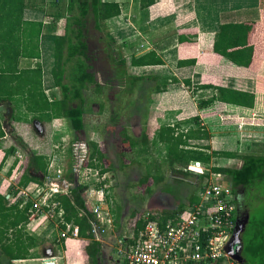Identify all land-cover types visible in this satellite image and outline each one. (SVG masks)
Returning a JSON list of instances; mask_svg holds the SVG:
<instances>
[{"label":"crops","instance_id":"obj_1","mask_svg":"<svg viewBox=\"0 0 264 264\" xmlns=\"http://www.w3.org/2000/svg\"><path fill=\"white\" fill-rule=\"evenodd\" d=\"M153 1L154 4L148 8V19L145 21L151 28H154V30H150V35L154 37L164 36L163 29L169 28L172 31L171 37H173V41L169 43L168 39L165 44L166 48H164V46H162L164 44L161 45V41L158 39V41L152 42L151 48H147L145 53L141 52L133 55L135 58H138L149 52H153L156 57L161 59L162 65L132 66L130 63L131 59H129L128 66L141 70V74L150 72V70L156 73L159 72L158 70L160 69L163 70V73L160 77L155 75H153V77H146L151 78V81L145 80L137 84L133 90V95L135 96L131 98L128 108L126 109V101L124 100L121 107L119 102V100L125 98L120 91L122 87H119V84L114 87L112 84H104L109 86L105 88H110L111 90L115 89L113 95L120 93L118 98L117 95H115L114 99H112V95H109V93L106 94V89L98 80V74H94V79L100 87L99 90H96L93 84H88L87 88L83 91L84 113L82 116L83 129L81 131L73 130L69 121L63 116L53 118L51 112L48 111L31 112L34 107L33 103H31V97L33 95H37L41 92L44 97L40 99L37 106L43 107L45 104V106L49 108L52 104L61 101L63 93L62 86L71 89L73 85L72 76L75 59H69L68 57H61L63 63L61 85L55 83L53 77L55 41L56 38L62 35L63 30L62 27L61 29H57L56 22L49 21L43 10L39 7H35L26 8L23 11L24 22L43 24L38 42L39 57H4L0 59V77L5 79V81L1 82L2 87L0 91L10 92L14 95L8 100L5 99L0 101V122L2 129L4 124L9 125L10 128V133L5 134L4 132V136L0 139V194L7 198L9 204L21 201V198H17V194L23 187H15L13 182L19 174L18 171L21 163L25 159L29 160L33 157H40L46 164L44 175H40L39 170L34 167L32 163L29 167L30 176L38 179V182L35 183H42L44 177L47 175L48 165L51 160H53L55 169L62 166L68 167L70 163V142L74 140L87 141L91 153V145H96L97 151L100 154H95L93 157H91L90 154L89 165L96 167L100 171L101 175L105 177V184L109 185L112 177L116 179V188H109L110 192H112L106 197L110 213L115 220V229L110 231L104 237L103 243H101L102 259H107L106 264H111L113 243L117 236L124 233L125 225L128 222H136L137 218L146 208L150 211L152 209H157L155 213H163L168 210L176 209L179 205L171 209H160L158 206L150 207L148 203L150 196L144 193L141 195L142 191H140L138 187V183L144 175L157 173L160 175L158 178L162 177L163 180L168 178L166 174H171L169 168L165 166L164 163L163 165H158L166 159L167 147L166 144L159 140L160 136L158 138V130L156 129L165 126L163 124L166 123V119L163 117L155 119L153 130L156 131L152 132L151 136H149L148 133L150 129L149 119L152 107L153 109L158 108V106L167 108L170 105L168 102H173L172 99L174 97V94L168 97L170 94V86L174 84H169L165 92L160 94L154 92L159 82L158 79H170V76L174 77V75L168 71L169 67L164 65V59L162 57H209L208 61H211L213 60L212 57H221L213 52L214 37L220 26L242 22H260L262 19L263 10L261 9L260 0ZM26 2L28 5L30 2L37 4L42 3L41 0H26ZM135 26H137L139 30L142 28L140 24H136ZM63 55H66V51L63 52ZM180 60L185 61L189 59L183 58L178 61ZM213 61L217 62L216 60ZM193 66L177 67V69L193 68ZM219 66L220 67H218L217 62L214 66V70H217L216 68L218 67V70H220L219 73L222 74L221 71H223V69L226 70V68L224 66L222 67L221 64ZM37 69L40 70V73ZM140 76L138 78H141ZM32 99L35 100L39 98L33 96ZM146 99H149L148 105L143 104V101L145 102ZM68 103L72 107L78 105V101H70ZM154 105L156 106L154 107ZM186 105L190 104L187 103ZM224 105L229 106L228 104ZM234 107L240 110H251L244 107ZM181 108L186 112L185 108ZM205 109L206 108H201L197 110L195 114L205 111ZM172 112H174V110ZM170 120V125L176 124L178 133L181 131L186 132L187 129H194L196 127L192 124V119L183 122H175L171 118ZM169 124L167 123V125ZM197 124V127H202L204 131L207 132L205 123L199 120ZM143 134L148 135V144L145 148H143L142 145L138 146L142 141ZM209 139L210 137L207 140H189L188 147L193 149L201 147L209 148V146L200 145V147H197V145H195L204 144V142H208ZM131 142L136 143V145L129 148ZM66 151L69 158H67ZM212 152H209V150L207 151L209 154ZM6 153H8V155H6ZM18 155L21 156L20 160L16 158ZM145 156L150 158V162L147 161L145 165L136 162L137 157ZM213 159L218 158L211 157V160ZM226 159L230 160L228 158ZM152 162H155V165H153L155 167L150 169L151 172L145 171L144 168L149 164L152 165ZM209 164L201 165L208 167ZM159 168L162 169L160 170ZM63 169L61 178L66 181V183H72L74 178L68 172V168ZM141 169L143 173L140 174L143 175L136 181V175L134 174L131 176V174L135 172L134 170ZM168 179L171 178L169 177ZM66 183L63 184L62 188H66ZM134 183H137L136 188H138L140 194H134L135 197L132 199L128 195V189L134 188ZM30 184L34 183L31 182ZM161 193L162 192H157L156 194L159 196L163 194ZM152 194H154L153 191ZM145 200H147L146 204ZM132 214H135V216L132 217ZM40 222L41 223L36 227H30L28 224L26 226L28 234L38 239L36 246L29 250V258L13 261L12 264H58V257L63 252V247L61 244L59 245V238L57 237L56 239L55 236L59 234L61 230L58 229L55 223H46L45 220H40ZM43 225L52 228L55 232L54 235L51 236L52 241L55 243L49 247H45L47 245L44 239L38 234V231ZM75 242H80V240L75 237L68 239L64 247L65 251L63 252L65 257H68L71 252L78 251L79 253L80 248L77 249L74 247ZM51 253L54 255L52 254L48 259L47 257Z\"/></svg>","mask_w":264,"mask_h":264},{"label":"trees","instance_id":"obj_2","mask_svg":"<svg viewBox=\"0 0 264 264\" xmlns=\"http://www.w3.org/2000/svg\"><path fill=\"white\" fill-rule=\"evenodd\" d=\"M133 7L138 12H145L148 15V8L154 4L153 0H132ZM35 3L31 6L26 0H0V59L4 57H39L38 42L43 29L42 23L24 22L23 11L26 8H35ZM262 19L260 22H242L236 24H226L219 27L214 37L213 52L224 57L231 63L246 67L256 71L262 57L264 48V0H260ZM39 8L45 12L46 18L51 22L63 20L62 35L55 41V64L53 77L57 85H61L63 74V63L61 57L75 59L73 69L72 88L62 86L63 93L60 102L54 103L51 107H38L40 99L44 95L40 92L32 99L34 107L31 112H51L53 118L65 117L73 130L83 129L82 116L83 110V91L88 84H93L96 90L100 85L95 81L94 74H100L106 78V84L113 80L119 82V86H125L124 92L133 94L137 84L142 81H151V78H138L129 76L126 72V59L118 55V49L113 38L106 32V23L121 15L122 5L118 0H49V8L53 11H46V6L39 4ZM38 8V9H39ZM138 24V23H136ZM139 25V24H138ZM123 43L122 46H124ZM260 44L261 48L254 47ZM66 51V55L63 52ZM132 66H157L162 65V61L153 52H149L141 57H131ZM195 65L194 59L180 60L177 67H187ZM40 73V70L37 69ZM99 72V73H98ZM126 80L125 85L123 81ZM5 79L0 77L1 82ZM156 81V80H155ZM154 92L160 94L165 92L169 84H177L178 79H158ZM184 85L189 89L190 81L185 80ZM192 89V88H191ZM195 89V88H194ZM197 90H210L212 94L208 98L198 100V108H207L215 102L228 104L229 107H244L252 109L254 107L255 95L251 92L237 90L228 87L197 85ZM148 91V90H147ZM14 95L10 92L0 91V101L8 100ZM257 105L263 100V92H257ZM149 99H146L145 103ZM78 101V105L70 106L68 102ZM233 105V106H232ZM199 118H193L192 124L198 126ZM191 123V122H190ZM189 128L186 132L181 131L175 135L172 129H161V141L167 146V156L164 165L167 166L172 174L188 177L193 174L187 167L191 163L209 164L211 157H225L228 159H238L241 165L238 168L214 167L211 171L229 179L232 192L235 188H241L245 194L255 191L264 199V154L239 155L228 151H213L207 153L208 147L189 148V140H207L209 135L202 127ZM4 136V131L0 122V139ZM148 135L143 134L142 147L148 144ZM136 143H130L132 148ZM91 157L98 153L96 145H91ZM8 155V153H6ZM99 157V156H98ZM34 165L40 175H44L46 164L40 157L25 159L20 167L19 174L13 182L15 187H25L30 182H38V179L29 174L30 165ZM150 169L155 166L149 164ZM39 175V176H40ZM197 177H204L199 175ZM162 177L153 179L151 174L141 177L138 187H142L148 196L152 194V185L158 184ZM84 187H75L68 190V194L61 193L56 196L55 202L58 207L55 212L62 210L61 219L57 220L58 229L63 231L66 225L71 224L70 232L73 228L77 229L76 238L84 241L81 253L86 264H100L102 259L101 243L95 241L90 232V223L87 216L82 214L84 202L82 192ZM110 190H108V194ZM246 196L244 197L245 200ZM196 197L191 196L187 203L179 204L176 209L162 213L161 220L165 221L172 217L176 212H181L186 205L193 204ZM246 202V201H245ZM32 203L16 201L9 204L5 196L0 194V264H12L13 261L27 259L30 256L29 250L35 247L38 239L26 230L29 222V209ZM136 214V213H135ZM132 214V217L135 216ZM135 225L140 227L141 221L136 220ZM243 248L241 256L243 264H264V217L261 219H250L245 226L241 236Z\"/></svg>","mask_w":264,"mask_h":264},{"label":"rangeland","instance_id":"obj_3","mask_svg":"<svg viewBox=\"0 0 264 264\" xmlns=\"http://www.w3.org/2000/svg\"><path fill=\"white\" fill-rule=\"evenodd\" d=\"M42 5L44 4L46 6V11L52 12L53 9L49 8V0H41ZM120 1L122 5V13L120 16L115 17L111 20H109L106 23L105 29L106 32L110 35V37L113 38L114 42L116 43V48L118 49V55L123 56L124 59H126V72L129 76L132 77H140L146 78V77H153V75L160 77V75L163 73V70H158L159 74L153 73L154 71L150 70V72H146L144 74H141V70L134 69L132 66H128V61L131 59V57H134L133 55L136 53H145L147 51V48L150 49L151 45L153 44V41H158L160 39L161 45L166 48V42L169 39V43L173 41L172 31L171 29H163L164 36H151L150 30L154 28H151L147 22H145L148 19V15L145 14V12H138L139 10L135 7H133L134 3L132 0H118ZM32 2L29 3L31 6ZM36 7H39L40 5L35 3ZM149 12V11H148ZM136 23L140 24L142 28L139 30V28L136 25ZM63 25V20H59L56 22L57 29H61ZM58 31V30H57ZM170 33V34H169ZM169 34V35H168ZM124 44V46H122ZM264 43V42H263ZM260 44H256L254 47H260ZM262 55L264 54V48H262ZM164 59V65H167L169 67L170 73L174 75L175 78L178 79V83L170 86V91L168 97H170L172 94H174L173 102H168L169 107L164 106H158V108L152 107L150 113V119H149V136L152 135V132H155L158 130V138L160 136V130L161 129H172L175 132V135L178 133L176 130V124L170 125L171 120H174L175 122H183L187 121L189 119L193 118H199L202 123H205V128L209 134V141H205L204 144H195L197 147L201 146H209V152L211 151H230L239 155H245V154H253V155H261L264 154V55L261 58L259 67L256 71H253L246 67H240L237 66L224 57H212L213 60H216L218 62V67L221 64L222 67L224 66L226 68L223 69L222 74L219 73L220 70H214V66L217 62H214L213 60L208 61L209 57H162ZM188 58V59H194L195 65L193 68H186V69H177V61L179 59ZM166 69V68H165ZM146 74V76H145ZM98 80L100 83L103 84L104 88L109 87L106 84V78H103L100 74L97 75ZM154 76V77H155ZM173 76H170L169 78H172ZM185 77V78H184ZM189 80L190 81V88L188 89L186 85H184V81ZM126 82V80L123 81V83ZM127 83V82H126ZM110 84L112 86H117L119 84L118 81L113 80ZM125 85V83H124ZM197 85H212L214 87L221 86V87H230L237 90H243L247 92H251L255 95V102L254 107L251 110H240L236 109L235 107H229L221 103L215 102L212 106H209L205 109V111L197 112L199 110L198 108V100L203 98H208L211 96L212 91L210 90H197ZM122 87L120 89L121 93L124 95V99L119 100L120 107L123 105L124 100L126 101V108H128V104L131 101V98L135 95L127 94L124 92L125 86H119ZM192 88V89H191ZM195 88V89H194ZM92 89V88H91ZM106 94L109 93V95H112V99H114L115 95H117V98L119 97L120 93H117L113 95V92L115 89L105 88ZM119 91V89H118ZM200 91V92H199ZM262 91L263 92V100L262 102L257 105V92ZM106 98V96H105ZM161 101V99H160ZM148 101L145 103L143 101V104H147ZM184 103V104H183ZM189 103L190 105H186ZM108 104V103H106ZM125 105V104H124ZM148 105V104H147ZM156 105H154L155 107ZM185 108L186 112L183 111L181 108ZM174 110V112H172ZM177 112V113H176ZM125 115V114H124ZM163 117L166 119V123L163 124L165 126L159 127L156 130H153L155 119ZM131 118V116H130ZM167 123L169 125H167ZM161 141V138H159ZM162 142V141H161ZM142 145L141 143L138 144ZM167 147V146H166ZM143 152V151H141ZM67 155V158H69V155L67 151L65 152ZM218 159L211 160L208 167L203 166V174L205 176L212 174L211 171L214 167H228V168H238L241 165V161L238 159H230L227 160L223 157H217ZM150 162L149 157H137L136 162L138 164L145 165L146 162ZM163 161L161 164L163 165ZM152 165H155V162H152ZM62 171L63 168L67 169L70 173V163L68 167H60ZM211 168V169H210ZM145 171H150L149 165H147L146 168H144ZM160 170L162 168H159ZM135 172L131 174L133 176L136 175L135 180L137 181L142 175L140 173H143V170H134ZM189 171V170H188ZM191 172V171H190ZM212 172V173H211ZM193 173V172H191ZM54 175V174H53ZM160 175L157 173H153L152 177L153 179H157ZM199 174L193 173L189 174L188 177H183L177 174H166V177H170L171 179H163L158 184H154L151 188L154 194L152 196L150 195V198L148 199V203L151 206H158L160 209H171L175 208L178 204H184L187 203L189 200V197L194 196L197 191L198 185L203 181L204 177H197ZM115 178H111L110 181V188L113 189L116 188V182ZM219 182H224L229 184V179L226 177L221 176V179ZM119 183V182H117ZM133 184V183H131ZM137 184V183H136ZM136 184L134 183V188L128 189V195L134 199L135 195H139L140 192L138 191V188H136ZM7 185V183H6ZM60 185V184H59ZM141 195L145 191L142 187H140ZM8 189V188H7ZM143 189V190H141ZM64 192V191H63ZM60 192V193H63ZM112 192V191H111ZM110 192V193H111ZM157 192H162V196L156 194ZM145 194V193H144ZM59 195V194H58ZM262 191H259V194H256L255 191H251L250 194H245L246 196V210L248 212V215L250 219H261L264 217V199L258 200V197H261ZM57 194H51L48 193L45 199L43 198H37L38 203H43V200L45 203H51L55 200ZM140 197V196H139ZM147 200H145L146 204ZM152 209V208H151ZM146 210H148L146 208ZM157 209H152V213L155 212ZM159 217L162 216V213H158ZM58 218H52L48 219L45 222H52V223H58ZM54 230L52 228L47 227L43 225L41 229L38 231V234L44 239L45 243L49 247L50 245L54 244L55 242L52 241L51 236L54 235ZM60 233V232H59ZM59 238V245L61 244L64 249V242H62V238H60L59 234H56ZM71 238H74L71 235ZM84 242L80 240V242H75L74 247L80 248V251L71 252L68 257H65V254L62 252L59 255V261L58 264H86L81 250L83 247ZM71 249V248H70ZM53 253L48 255V259L51 257ZM54 255V254H53ZM55 257V256H54ZM105 258L101 259L100 264H106Z\"/></svg>","mask_w":264,"mask_h":264},{"label":"built area","instance_id":"obj_4","mask_svg":"<svg viewBox=\"0 0 264 264\" xmlns=\"http://www.w3.org/2000/svg\"><path fill=\"white\" fill-rule=\"evenodd\" d=\"M69 154L70 174L74 178L72 183H66L61 178L62 169H55L51 160L43 182H30L19 191L17 198H21L23 203H32L28 225L36 227L40 220L54 217L60 220L63 215L60 209L55 212L58 207L55 200L38 203L37 198L45 199L48 193L58 195L63 191L67 195L71 188L84 187L81 196L85 208L82 214L89 219L93 239L103 243L104 237L115 229V220L106 199L110 184H105V177L100 171L89 165L90 147L87 141L70 142ZM16 158L20 160L21 156ZM202 167L200 163H195L189 164L187 169L204 175ZM220 179V174L204 175L197 187L196 201L165 221L158 213L145 210L138 217L140 227L135 222H128L124 233L117 236L113 243L111 264H239L225 252L236 227L237 204L231 185L219 182ZM62 181L67 184L66 188L60 187ZM71 228L68 224L59 233L64 245L71 235L76 238L77 229L73 228L71 233Z\"/></svg>","mask_w":264,"mask_h":264},{"label":"water","instance_id":"obj_5","mask_svg":"<svg viewBox=\"0 0 264 264\" xmlns=\"http://www.w3.org/2000/svg\"><path fill=\"white\" fill-rule=\"evenodd\" d=\"M3 129L5 134L10 133V128L9 125L4 124ZM65 182L60 183V187L62 188L63 184ZM249 221V215H246L244 220H241L238 215H236V227L234 230V233L228 242V244L225 247V252L227 255L234 261L238 262L239 264H243L244 259L241 256V251L243 248V243H242V234L244 232L245 226Z\"/></svg>","mask_w":264,"mask_h":264},{"label":"flooded vegetation","instance_id":"obj_6","mask_svg":"<svg viewBox=\"0 0 264 264\" xmlns=\"http://www.w3.org/2000/svg\"><path fill=\"white\" fill-rule=\"evenodd\" d=\"M233 194L237 204L236 215H238L241 220H244L246 215H248V212L246 210L247 205L244 201V191L241 188H235Z\"/></svg>","mask_w":264,"mask_h":264}]
</instances>
